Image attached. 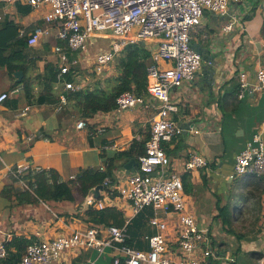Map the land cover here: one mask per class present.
Returning <instances> with one entry per match:
<instances>
[{
	"label": "crops",
	"instance_id": "obj_1",
	"mask_svg": "<svg viewBox=\"0 0 264 264\" xmlns=\"http://www.w3.org/2000/svg\"><path fill=\"white\" fill-rule=\"evenodd\" d=\"M41 10L43 14L37 18L44 17L46 10ZM230 15L240 18L245 31L237 27L225 34L223 27L227 17L210 12L203 15L202 28L193 37L192 44L209 62H203L193 81L171 92L177 107L171 117L183 132L173 142L165 143L164 148L171 161V171L182 178L189 176L191 187L186 193L189 211L200 229L210 231L218 254L223 258L236 257L235 264H260L264 257V179L258 182H251L246 177L231 180L230 175L235 158L247 141L258 132L264 137V91L255 89L257 73L264 70V0H232ZM47 43L53 48L57 40L51 38L41 47ZM242 72L247 74L250 87L240 99L239 75ZM29 74L34 75V72L30 70ZM8 76H5L8 82L0 88V93L15 92L0 106V239L12 240L18 236L41 242L76 230L104 229L106 226L88 219L86 197H80L76 192L74 202L21 204L15 198L10 199L11 195L4 194L6 186L13 183L8 171L10 167L28 162L31 172L54 169L63 182H68L86 169H100L107 159L129 150L134 140L141 141L150 136L151 122L158 112L157 102L145 96L144 106L122 113H99L85 119L86 129L77 130V119L69 123L62 112H55L58 102H53V98L45 104L36 103L44 94L41 86L33 87L30 104L24 86L13 90L16 79ZM59 92L55 85L53 95L58 97ZM25 107H30L28 116L19 118L18 113ZM29 137H33V141L29 142ZM194 152L202 154L210 164L187 173L185 164ZM104 154L105 158L102 157ZM132 160L118 162L113 185L123 184L129 175L138 171L135 165L128 168ZM14 187L23 189L18 182ZM99 195L108 198L104 188ZM110 199L106 201V208H115L126 222L129 221L128 245L147 251L146 238L157 233L149 223L153 209L146 208L136 214L126 200ZM160 216L169 226V245L176 249L177 217L163 213ZM240 224L241 228L247 224L249 231H235ZM237 234L245 235L248 240L239 241ZM238 249L241 252L238 253ZM249 253L260 254L261 258L248 259V263ZM118 256L120 253L109 247L103 253L82 248L67 251L55 264H113ZM223 261L226 260L211 264H222Z\"/></svg>",
	"mask_w": 264,
	"mask_h": 264
},
{
	"label": "built area",
	"instance_id": "obj_2",
	"mask_svg": "<svg viewBox=\"0 0 264 264\" xmlns=\"http://www.w3.org/2000/svg\"><path fill=\"white\" fill-rule=\"evenodd\" d=\"M232 0H0L1 4L28 5L33 10L45 9L43 24L28 32L21 28L20 37H27L28 46L41 47L51 38L57 43L53 52L58 56L60 73L56 84L59 89L55 112L61 113L69 103L67 91H79L84 87L80 70L90 69L101 75L124 49L144 42L151 52L153 65L148 69L147 96L157 102V114L151 122L150 136L145 153L139 156L138 171L129 175L123 184H112L107 178L103 187L108 198H90L86 206L98 211L106 209V201L120 197L129 202L136 214L146 208L154 211L149 223L157 229L155 235L146 238L147 251L128 245L129 221L124 226L104 229L76 230L69 235H59L49 241L34 242L27 246L20 264H55L70 250L97 249L100 253L109 247L120 253L113 264H222L237 263L236 257L223 258L208 229H200L195 216L189 211L187 195L181 175L170 169L171 161L164 144L171 143L182 134V129L171 117L177 111L171 92L195 79L203 65V54L192 44L193 37L202 28L205 12L227 17L223 32L229 34L237 27L245 26L237 16L230 15ZM1 19V18H0ZM110 39L106 49H100L92 59L90 47L96 40ZM79 68V71L77 70ZM75 81L65 76L72 74ZM239 98L243 99L250 87L247 74L239 75ZM258 91H264V70L257 73ZM13 92L0 93V106ZM146 104L145 96L125 92L116 102L117 113L135 110ZM30 107L19 112L18 117L28 116ZM85 119H77L76 129L87 128ZM29 137L28 141H33ZM1 159V158H0ZM209 160L194 152L186 161L185 172L190 173L209 166ZM105 171V166L100 168ZM31 172L27 163L10 167L8 174L24 189H28L26 175ZM264 179V137L258 132L246 143L235 158L231 180L243 176ZM176 215L178 225L177 248L168 242L169 226L160 216ZM8 239H0V263L8 257ZM264 264V257L260 260Z\"/></svg>",
	"mask_w": 264,
	"mask_h": 264
},
{
	"label": "trees",
	"instance_id": "obj_3",
	"mask_svg": "<svg viewBox=\"0 0 264 264\" xmlns=\"http://www.w3.org/2000/svg\"><path fill=\"white\" fill-rule=\"evenodd\" d=\"M0 5L2 4L0 3ZM15 7L23 17L29 16L34 11L31 6L21 5L20 3L16 4ZM42 24L40 21L38 25L27 31L30 32ZM21 28L19 24L12 20L7 19L2 22L0 26V67L6 69L12 79H15V72L22 71L24 73L23 80L21 83L16 82L13 90L23 85L28 103L32 104V89L35 81L44 89V94L38 97L36 103L45 104L49 98H53V102H58V97L56 96V98L53 95V89L58 82L60 73L59 61L45 62L43 72H38L36 64L42 60L31 57L30 52L34 49L28 46L27 37H20L19 31ZM115 60V69L108 78L103 81L88 83L79 91H67L65 93L69 103L62 114L67 122L74 119H91L99 113L114 111L118 97L125 92L147 96L148 69L153 65L151 52L147 46L141 43L129 45ZM30 70L34 72L33 76L29 74ZM77 70L79 71V68ZM80 74L83 77L87 72L80 70ZM92 76L96 77L97 75L93 73ZM64 78L68 82L76 80L73 73L66 75ZM148 139L149 137L141 141L134 140L129 150L117 153L114 157L107 159L105 171L86 169L68 182H63L60 174L54 169L30 172L26 175L28 189L14 187V183H17V181L11 178L13 183L6 186L4 194L11 195L10 199L15 198L21 204H33L40 201L74 202L75 192L80 197H87L93 189L103 186L107 178L113 179L114 172L119 167L118 162L138 160L139 156L145 153ZM102 157L105 158V154ZM243 177L249 178L251 182L262 180L249 175ZM183 182L186 193H189L191 187L189 176H184ZM85 214L90 221L106 227L112 225L122 227L126 223L123 214L115 208L98 211L87 207ZM236 238L239 241L248 240L242 234H237ZM34 242L36 241L33 238L14 236L12 240L7 242L8 257L0 264H20L27 246ZM239 252H241L240 249H238ZM260 258V254L249 253L246 261L249 263L248 259L256 261Z\"/></svg>",
	"mask_w": 264,
	"mask_h": 264
},
{
	"label": "rangeland",
	"instance_id": "obj_4",
	"mask_svg": "<svg viewBox=\"0 0 264 264\" xmlns=\"http://www.w3.org/2000/svg\"><path fill=\"white\" fill-rule=\"evenodd\" d=\"M33 12H34V14H31L27 17H23L22 15H20L18 13L17 8L15 6L10 5V4L0 5V18H1L0 19V26H1L2 22H4L5 20L8 19V20H12L15 23L19 24L21 27L25 25L27 27V29H32L33 27L38 25L39 22L41 21L40 19L42 17L37 18V16L43 14L42 10H34ZM109 43H110V39H107V38H102L101 40L94 41L93 45L90 47V52H89L90 55L89 56H91V58L93 59L94 56L96 55V53H98L100 51V49L101 50L106 49V47L109 46ZM30 55L33 58H39L42 60L41 62H38L36 64L37 69L39 71L42 70V68H44L45 62H47V61L48 62L49 61L56 62L58 60V56L52 50V44L51 43H47L45 46L37 48V50H35V49L32 50L30 52ZM115 64H116V60L113 64H111L109 70H107L106 73H103L101 75H97L96 77L92 76V72L90 71V69H86L85 71L87 72V74H85V76H83V78H85L84 86H87L88 83H95L97 81H103L105 78H108L110 75H112V72L115 69ZM5 76L9 77L7 70L0 67V88L5 87L6 83L8 82V79ZM23 78H24V76H23ZM35 85L40 86L37 84L36 81L34 83V86ZM242 222L246 223L244 221H242ZM235 231L248 232L249 227L247 224H245L244 228H241V224H240V225H237V227L235 228Z\"/></svg>",
	"mask_w": 264,
	"mask_h": 264
},
{
	"label": "water",
	"instance_id": "obj_5",
	"mask_svg": "<svg viewBox=\"0 0 264 264\" xmlns=\"http://www.w3.org/2000/svg\"><path fill=\"white\" fill-rule=\"evenodd\" d=\"M141 44L145 45L146 44L144 42H141ZM203 62L204 63H208L209 62V59H207L206 56H203ZM23 76H24V73L22 71H17L14 73V77L16 79V82L17 83H21L22 79H23ZM138 166V163L136 162V160H132L129 164H128V168H132L133 166ZM103 186H99L95 189H93L90 194L86 197V201H85V204L87 203L88 199L90 198H95V199H99L100 197V192L103 190Z\"/></svg>",
	"mask_w": 264,
	"mask_h": 264
}]
</instances>
